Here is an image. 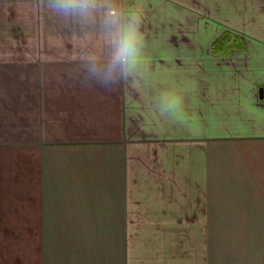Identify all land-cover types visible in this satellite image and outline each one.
<instances>
[{"label": "crops", "instance_id": "obj_1", "mask_svg": "<svg viewBox=\"0 0 264 264\" xmlns=\"http://www.w3.org/2000/svg\"><path fill=\"white\" fill-rule=\"evenodd\" d=\"M9 180L26 224L0 264H264V0H0Z\"/></svg>", "mask_w": 264, "mask_h": 264}, {"label": "clouds", "instance_id": "obj_2", "mask_svg": "<svg viewBox=\"0 0 264 264\" xmlns=\"http://www.w3.org/2000/svg\"><path fill=\"white\" fill-rule=\"evenodd\" d=\"M46 7L52 6L62 11L65 15L75 18H88L94 15L97 0H44ZM106 22L109 18L106 17ZM114 39V59L134 63L138 57L137 42L140 39L138 26L128 23L116 34ZM115 66V65H113ZM170 104L179 105L178 98H171Z\"/></svg>", "mask_w": 264, "mask_h": 264}, {"label": "rangeland", "instance_id": "obj_3", "mask_svg": "<svg viewBox=\"0 0 264 264\" xmlns=\"http://www.w3.org/2000/svg\"><path fill=\"white\" fill-rule=\"evenodd\" d=\"M2 187L3 190L0 192V198H3L6 202L2 207L0 206V235L6 234L5 228L16 230L18 226H23L26 224V207H20V213H18V207H15L11 201L7 200L15 198V185H12L11 181L9 180L7 184L2 185ZM25 242L26 240L22 239H3L2 243L4 248V258L12 259V250L7 246V244H11L12 246L18 244L25 245Z\"/></svg>", "mask_w": 264, "mask_h": 264}, {"label": "trees", "instance_id": "obj_4", "mask_svg": "<svg viewBox=\"0 0 264 264\" xmlns=\"http://www.w3.org/2000/svg\"><path fill=\"white\" fill-rule=\"evenodd\" d=\"M231 34L230 33H224L214 44H213V52L214 53H223L228 50V44L231 39ZM235 47H240L242 44L241 42H234Z\"/></svg>", "mask_w": 264, "mask_h": 264}, {"label": "water", "instance_id": "obj_5", "mask_svg": "<svg viewBox=\"0 0 264 264\" xmlns=\"http://www.w3.org/2000/svg\"><path fill=\"white\" fill-rule=\"evenodd\" d=\"M259 93H260V95L262 96V89H260Z\"/></svg>", "mask_w": 264, "mask_h": 264}]
</instances>
